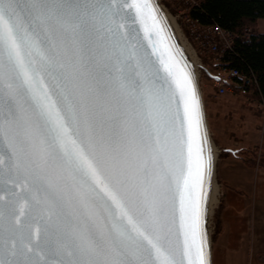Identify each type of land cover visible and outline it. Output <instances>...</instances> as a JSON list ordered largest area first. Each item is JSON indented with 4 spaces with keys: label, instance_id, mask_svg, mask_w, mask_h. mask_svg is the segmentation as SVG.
I'll use <instances>...</instances> for the list:
<instances>
[{
    "label": "snow or ice",
    "instance_id": "snow-or-ice-1",
    "mask_svg": "<svg viewBox=\"0 0 264 264\" xmlns=\"http://www.w3.org/2000/svg\"><path fill=\"white\" fill-rule=\"evenodd\" d=\"M119 8L0 0V178L22 201L0 264H209L212 155L193 75L170 44L159 54L152 0L122 5L151 52Z\"/></svg>",
    "mask_w": 264,
    "mask_h": 264
},
{
    "label": "crops",
    "instance_id": "crops-1",
    "mask_svg": "<svg viewBox=\"0 0 264 264\" xmlns=\"http://www.w3.org/2000/svg\"><path fill=\"white\" fill-rule=\"evenodd\" d=\"M256 117L255 131L243 129L244 127L238 129L235 132L237 142L234 145L224 144L219 135L220 147L229 154L225 159L220 157L219 176L222 183L227 185V190L237 195L235 198L239 202L234 201L235 203H230L227 207H233L234 210L236 208L235 211H240L238 215L243 216L242 219L241 216H237L238 219L234 217L233 222L226 218L222 223L219 249L220 255L224 256L223 262L227 264H240L236 260L235 250L245 245L248 256L243 264H264V105L260 101H257ZM255 146L258 147L257 162L255 165H248L242 160L244 151ZM230 153L233 155L230 156ZM245 216H248V223L243 222ZM241 226V231L247 232V241L239 235Z\"/></svg>",
    "mask_w": 264,
    "mask_h": 264
},
{
    "label": "rangeland",
    "instance_id": "rangeland-1",
    "mask_svg": "<svg viewBox=\"0 0 264 264\" xmlns=\"http://www.w3.org/2000/svg\"><path fill=\"white\" fill-rule=\"evenodd\" d=\"M161 4L166 7V9L173 15L175 20L177 21V25L181 33L183 34L184 40L187 44L193 48L195 44L191 37H186L187 29L185 22H182V19L176 16V11L173 9L170 2L160 0ZM258 29L261 32H264V18H261L258 23ZM194 51V50H193ZM195 59L199 61V64L207 66L210 64L209 57L202 56V59L199 58L198 55H194ZM201 67H198L199 72V87L202 93V100L204 104L205 116L207 119L208 128L211 134V137L214 141L215 146L218 149V156L216 160V181L218 184V195L217 202L214 206L212 216L210 217V225L209 229L211 230V246H212V257L213 264H227L225 261L223 262L221 256V249H219V245L221 244V227L222 223L226 218L234 221V217L238 219V212L235 208H229L228 205L231 203L238 202L235 197L233 191L227 190V185L223 184L219 172H218V162L220 157L225 159V157L229 156V154L223 150V148L219 145V135H221V139L224 144L234 145L235 141L237 142V138L235 137V132L238 129H248L254 130L256 110H257V101L258 99L252 97L250 94L245 93V91H228L223 95H218L216 88L212 85V80L206 76ZM249 120V121H248ZM251 120V122H250ZM249 122V124H248ZM236 145V144H235ZM238 152V151H237ZM231 154V153H230ZM231 154L230 156H232ZM235 201V202H234ZM241 201V200H239ZM247 199L244 201L246 202ZM239 203V202H238ZM243 216H241L242 219ZM248 216H245V220L243 218V222L248 223ZM238 223V222H237ZM236 223V224H237ZM242 230V226L239 227V231ZM239 235L243 240L247 241V232L243 230V232H239ZM232 243V242H231ZM241 246V245H240ZM236 251V260L243 264L246 256H248V248L246 249V245L240 248H237ZM234 253V251H233ZM229 264V263H228ZM231 264V263H230Z\"/></svg>",
    "mask_w": 264,
    "mask_h": 264
},
{
    "label": "trees",
    "instance_id": "trees-1",
    "mask_svg": "<svg viewBox=\"0 0 264 264\" xmlns=\"http://www.w3.org/2000/svg\"><path fill=\"white\" fill-rule=\"evenodd\" d=\"M190 14L203 24L218 23L233 33V47L225 51L219 64L254 77L256 84L247 85L243 91L264 100V32L258 29L259 20L264 18V0H201ZM210 67L207 65L203 71L212 80ZM244 154L242 160L255 165L258 147L249 148Z\"/></svg>",
    "mask_w": 264,
    "mask_h": 264
},
{
    "label": "built area",
    "instance_id": "built-area-1",
    "mask_svg": "<svg viewBox=\"0 0 264 264\" xmlns=\"http://www.w3.org/2000/svg\"><path fill=\"white\" fill-rule=\"evenodd\" d=\"M170 2L176 11V16L185 22L188 37H191L195 47V55L200 59L202 56L209 57L210 69L212 70V85L216 88L218 95L228 91H243L247 85L256 84V79L242 73L239 69L221 63L225 51L233 47V33L223 28L218 23L203 24L198 18L190 14V10L199 5L201 0H164ZM218 66H213L217 65ZM205 69L206 66L199 64ZM264 105V100L260 101Z\"/></svg>",
    "mask_w": 264,
    "mask_h": 264
},
{
    "label": "bare ground",
    "instance_id": "bare-ground-1",
    "mask_svg": "<svg viewBox=\"0 0 264 264\" xmlns=\"http://www.w3.org/2000/svg\"><path fill=\"white\" fill-rule=\"evenodd\" d=\"M153 5L157 8L158 16L161 19L162 23L165 27V35L168 37V40L164 43L171 45V52L175 54V56L180 59L181 64L187 66V70L190 71L193 75L194 83L197 87V94L199 96L201 102V111L203 117V126L204 130L207 134V145L211 149L212 155V167L210 173V182L206 183L205 188L208 192V202L206 204V215H205V230L207 233V251L209 257V264H213L212 259V246H211V230L209 229L210 225V217L212 216L214 206L217 202V195H218V184L216 181V160L218 156V149L214 144V141L211 137L207 119L203 111V100H202V93L199 87V61L195 59L193 54L195 55L194 51L191 47L187 44V42L183 38V34L178 28L177 21L171 15V13L166 9L164 5L161 4L160 0H152Z\"/></svg>",
    "mask_w": 264,
    "mask_h": 264
},
{
    "label": "water",
    "instance_id": "water-1",
    "mask_svg": "<svg viewBox=\"0 0 264 264\" xmlns=\"http://www.w3.org/2000/svg\"><path fill=\"white\" fill-rule=\"evenodd\" d=\"M123 3L124 0H117V5L120 6L119 10H121L122 14L125 16L128 28L134 33L136 43L140 46L142 51L147 50L151 52L152 46L148 43V39L144 32V26L139 23V20L133 23L135 11L134 9L122 8ZM150 25L151 21H149V26ZM153 39H156L155 35H153ZM156 47L159 54L167 58L168 52L164 49V42L158 43ZM153 59L156 60L157 57L153 56ZM203 111L205 114L204 104ZM12 180L13 177L9 175L0 178V208L3 210V218L0 219V240H2L4 244H7L14 236V218L15 215L18 214L17 210L22 203L19 199L20 189L12 183ZM13 193L17 195L14 196Z\"/></svg>",
    "mask_w": 264,
    "mask_h": 264
}]
</instances>
